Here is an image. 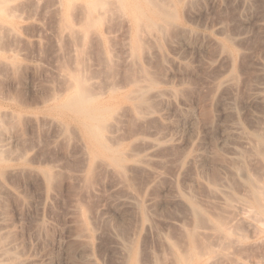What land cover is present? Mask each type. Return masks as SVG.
I'll list each match as a JSON object with an SVG mask.
<instances>
[{
    "label": "rangeland",
    "instance_id": "rangeland-1",
    "mask_svg": "<svg viewBox=\"0 0 264 264\" xmlns=\"http://www.w3.org/2000/svg\"><path fill=\"white\" fill-rule=\"evenodd\" d=\"M55 1L57 2V0H15L13 2L14 4H18L19 2L21 3L18 4L19 6L23 4V9L22 6H18L19 8L16 7L17 9L15 8L19 12L15 10V19L12 20L11 23L9 22L10 28L16 35L14 36L13 31L9 34L11 32L9 30L10 28L8 29L10 32L7 30V32H9L8 36L7 33H5V29V31L3 30L2 32L6 35L0 33V60H2V62L0 61L2 63L0 65V113H3V110H5V112L8 111L7 114H11V116H8L9 119H7L9 121L10 119L12 120L10 121L11 124L17 121L16 125H14L15 123L13 125L10 124L9 127L6 125L8 121L5 119L7 114L4 117V120L7 122L4 121V123L6 122L4 126L6 129L4 136L2 135V143L5 145L6 150H9V153L13 156L10 155L9 164L3 170L2 174L5 176L0 174V183H2L0 184V186L2 185L0 187V192H4L0 193V223H2L1 226L7 224V227L4 226L5 229H9L10 232L13 231V242L20 253L18 264H121L119 261H121L122 258V249L120 251L122 241L126 239L125 237L133 236L136 230L139 231L136 244L138 250H140L139 253L141 252V254H139V257L141 256L139 258L140 264H174L172 261L173 255L163 235H172L174 237H170L172 240H176V243L178 242L179 245L182 243L184 244V239L181 238L183 233L180 226L181 221H184V211L178 209L177 212L176 210L180 206H176V208L170 204L168 208H165L166 210H156L155 212L152 210L150 212L152 216L149 215L151 218L149 219V223L151 221V226L146 224L148 221L145 223L147 225L145 227L142 226L143 223H141V221L139 225L135 208L114 205L116 203L115 201L120 196L124 195V190L122 191V189L115 187L114 184L116 182L114 176L108 172L106 168L101 166L103 164L100 165L99 162L95 164V166L100 165L102 168L100 167V170L99 166H97L96 169H99L98 171L100 172H96L94 167L96 174L92 175V180L94 176L98 178L95 177L93 180L94 183L90 180L89 185L91 188L93 187L92 189L88 187V183L82 179L88 164V158L86 159L83 157L85 156L84 152L86 151L85 153H87V147L79 129L72 125V129L74 127L77 131L76 134H74V129L72 131L69 130L70 132L68 135L70 137L67 135V141L65 138L66 136L63 135L62 129L56 126V117L48 111L49 101H47V99H49V95L61 91L60 89L64 84V78H62L63 76L61 73L63 69L71 70L77 65L76 57L79 52L78 50H80L79 48L82 47V43L80 44L81 41H79V39L76 37L69 38L68 33H66V31L62 32L61 28L58 27L60 24H58V22H61V13L60 11L58 13V9L55 10L57 8V3ZM83 1L84 0H74V4L78 3L76 4L78 6L81 5ZM74 4L72 6L75 9L76 6H74ZM178 7L179 15L176 19L175 26L172 28L176 29L175 27L178 24L179 27L182 26V29L185 28V31L183 29L185 33L187 32V28L189 35L186 33V41L185 39H178L184 34L179 32L181 28L177 29L178 33H176L177 31L174 33L176 36L173 35V29L169 30L172 32L171 35H173V37L171 39L170 34L168 35L167 33V36L165 35L167 37L165 41L167 40V42H164V38H166L164 37L161 43L158 44L154 41V45L151 46L153 44V39L150 40L149 38L152 44L150 45V41L147 42L148 44L146 43L147 47L144 54L151 58L148 57L150 58L148 59L145 55L143 56L144 58H142V63H147L149 65L150 63H154L152 70L155 71V69H157L161 74L160 77L163 75L162 79L165 78V83H163L162 86L167 88H179L182 91L179 98L175 100V105H168L169 107L165 111V120L161 123V126L159 125L160 130L163 131L164 129V131L169 132L167 134L174 140L172 144H175V147L171 146L169 148L171 151H163L167 157L165 159L166 161L163 163L167 165L162 163L159 164L160 167L158 165L156 167L158 170L165 173L163 175L166 176L163 178L165 180L160 183L163 187L159 185V191L156 193L159 194L161 198H164L165 201H169L174 196V189L171 190L173 188L172 186H175L173 184H178L179 187L183 186V188H187V184H193L191 179L193 177L192 175H195V168L193 170L191 166H187V169L186 167L184 168L186 172L182 170L184 171V173H182L176 161L179 156L177 154L183 153V150H187L192 144H194V148L199 151L210 154V160L205 171L206 176L204 175V177L201 178L204 184L212 181L213 170L220 167L217 163H221V165L224 163V165L226 164L230 169L227 168V171L224 169L223 172L227 173L225 175L222 173L221 177L224 176L227 177V179H231L228 180L234 184L233 188L237 194L244 193L243 183L239 182L241 181L238 174L240 173L239 171H241L242 174L240 176L249 172L248 174H251L253 180H258L257 183L260 187L262 186L264 190V159L258 158L259 156H257L256 153L252 154L251 152L253 151L249 150L246 151L249 154L245 153L244 161H235L234 163L230 159L231 156L227 147L232 142H239L237 138H239L240 135L238 136V134H235L234 136V134H230L225 141L222 139L225 138L224 129L227 125L232 122H238V120L239 123L245 127L244 129L247 132L252 133L255 130L264 136V101H250L255 91V85L264 81V76L260 71V65H264V0H182L181 5ZM73 8H70L72 9V14L70 13V16L74 22L79 19L78 22H75V24H77L80 21L81 10L78 12L77 10L80 8L76 7V10ZM26 10L27 12H25ZM17 12L20 18L17 17ZM73 13L75 17H73ZM117 19L118 18H113V20H116L114 25L112 24L113 20H109L108 27L113 25V27H110L113 31L111 33V30H109L110 28H108V32L110 36L112 35L110 43L112 42V50L114 49L113 53L115 52L114 56H117V60L114 56L113 57L116 66L118 65L120 68L119 70L117 67L119 73L117 72L115 79L118 78V81L122 83L124 82L123 80H125L124 78L128 77V73L131 74V71L134 72V69L138 66L134 67L135 64L133 68L129 66L130 63L132 65L133 63L129 61L132 56L128 54L130 55L129 59L126 54L130 53L127 51L128 49L126 47L129 36V32H127L129 31L128 24H125V22L123 23L122 21H125L123 19H121V21L119 18L121 23ZM126 25L128 29L124 27ZM179 27L177 26V28ZM59 31H61V33ZM92 34L94 36V32L90 34L91 39L88 40V45L87 43L85 44L86 49L84 48L85 52H83V55H85L83 56L84 59L82 58L84 64L81 62V67L83 66L84 68H82L84 70L89 69L92 73L94 72L95 74L93 75L89 72V75L94 77L96 73H101V70L104 73V66H102L101 60L102 62L105 60L106 54L101 37L96 33L95 35L97 36L93 37ZM109 34H105V36H107L106 39H108ZM224 35H228L226 37H231L230 39L233 38L232 42L233 44L235 42L236 45L234 44V46H231L236 49L238 48L236 50L235 65L239 72L237 71L238 79L236 78V83L234 82L235 85L217 88L215 83L223 80L227 75L225 71L228 66L226 64L228 60L220 57L218 45L219 42L226 39ZM126 37L127 41L125 40ZM73 38H75V41H73ZM97 38L101 39H99L100 42ZM6 42L8 43L6 44ZM110 43L106 42L105 44L109 46L108 44ZM124 43L126 44L125 47L127 50L124 47ZM149 46L151 47L149 48ZM239 51L241 54L238 53ZM152 52L153 54H151ZM155 55L159 61L156 59ZM3 60L9 65L3 62ZM162 63L164 64L163 66H161ZM18 64L20 66L19 69L17 67ZM7 65L9 67H7ZM86 67L87 69H85ZM86 72H88V70ZM101 74L98 75L99 78ZM118 74L120 78L119 76L116 78ZM156 74L158 75V73ZM233 98L236 102L233 101ZM230 102L236 103L235 105L233 104L234 109H231L232 111L229 109V106H232V104L228 105ZM226 109L227 112H225ZM185 110H191L193 112L195 117L194 126H190L189 124L183 125L184 122L178 120L180 111L182 112ZM228 110L230 111L228 112ZM10 111L11 113L9 114ZM13 118L16 119L13 121ZM130 118L131 117L127 118V121L130 120ZM210 118L211 120L209 121L208 119ZM51 119H54L56 123ZM231 119L235 121H231ZM131 120V122L128 121L129 123L126 121L129 126L126 125V122L124 123L127 127L125 125L123 126H125L124 128L127 130L123 128V133L128 134L130 131L134 132L139 126L141 127L135 120L133 121L132 118ZM168 123H176V127H171ZM133 124L135 127L132 126ZM137 124L139 126H137ZM166 124L168 126H165ZM11 126L14 128L12 129ZM132 127L133 129L137 128L133 130ZM129 128L130 130H128ZM70 133L76 136H72ZM131 133L132 132H130V134ZM77 134H79L78 137H80V139H78ZM4 137H9L10 139ZM64 139L66 141H64ZM7 142L8 144H6ZM82 142L84 145L81 147ZM84 146L85 151L83 150ZM9 148H11V150ZM260 148L261 151H264V146ZM218 151H221L219 154L223 156V160L218 156ZM226 157H228V160ZM240 162L241 165L239 164ZM83 164L86 166L84 167ZM215 164L217 167H215ZM232 164L233 167L231 166ZM48 166L53 169V173H56L54 174L55 176L52 173L54 176H52L54 179L52 180L53 185H51V182L48 185L41 174V171L44 169L52 170ZM163 168L165 170H163ZM25 169L27 172L24 171ZM5 170H7L6 172L8 174L6 172V174L4 173ZM8 170L11 172H8ZM19 171H21V173ZM165 171L168 172L166 173ZM101 172L105 178H103V175L101 176ZM18 173H20V175ZM145 173L146 172L142 173V171L137 172V174L135 173V175L138 176L135 177L136 181H134V185H138V189L150 178L149 174ZM167 176H169V178ZM259 181L262 184H260ZM92 183L94 186H92ZM167 184L171 186L168 187ZM204 184L198 185L194 183L193 186L199 197L205 195L203 198H206L208 194ZM86 188L90 189V191ZM167 188H170V191H167ZM6 192L7 194H5ZM212 199L216 201L214 197H211V200ZM80 207L81 209H86L92 222L96 223H92L93 227H96V230L91 240L79 237L80 215L78 214H80ZM182 209L185 210L183 207ZM170 210H173L171 211L172 213ZM220 210H222V214L224 211L225 214L223 215H225V217L229 216V219L234 217L233 220L236 218L235 222L232 221V219L230 220L231 223L233 222L232 228L239 234L241 241L235 243L227 252L214 254L213 257L210 258L211 264H264V222L261 217L259 218V216H257L256 218L257 214L255 212L250 213V211L254 210L253 208L252 210L250 208L247 209L250 210L248 211V215L247 210L238 212V214L228 209H219V211ZM184 219L186 221V218ZM146 227L152 228H149V230ZM145 228L147 230H145ZM169 231H172L171 235L168 234L170 233ZM176 236L181 240L175 239ZM89 244H92L91 247Z\"/></svg>",
    "mask_w": 264,
    "mask_h": 264
},
{
    "label": "bare ground",
    "instance_id": "bare-ground-1",
    "mask_svg": "<svg viewBox=\"0 0 264 264\" xmlns=\"http://www.w3.org/2000/svg\"><path fill=\"white\" fill-rule=\"evenodd\" d=\"M14 1L15 0H0V33L4 34V35H6L5 33H7V36L9 34H11L13 31L10 28L9 22L11 23V21L15 19L14 18L15 14H16L15 10L23 5L22 4L19 6L18 4H21L20 2L18 4H14L13 3ZM56 3H57V8L55 7L56 8L55 10L58 9V13H59V11L61 13V15H60L61 20L59 19L61 22H58V24L60 23L58 25V27L61 28L62 32L66 31V33H68L69 38L70 37H76L77 39H79V41H81L80 44L82 43V45H81L82 47L79 48L80 50H78L79 51L78 54L76 53L77 54V57H76L77 58V61H76L77 65L75 67L72 66L73 68L71 70H69V69L65 70L62 68L63 72L61 71L62 72L61 75L63 76L62 78H64V84H63V87L60 89L61 91L55 92V93H52L51 95H49L50 97H49V99H47V101H49L48 111L50 112V114H52L53 116L56 117L57 123L53 119L54 123H56V126H59L62 129V131L64 133L63 135L66 136V137L65 136L64 137L67 139V141H68V137H70L68 135L69 132L72 131L75 126L79 129V131H80V133L84 139V142L86 144V147H87V153H85L86 151L84 150L85 146L83 147V150L85 151L84 152L85 156H83V157H85L86 159L88 158V162H87L88 164H87L86 172H85V175L83 174L82 179H84L86 181V183H88L87 184L88 187H90V185H89L90 180L93 182L95 177H97V176H94V178L92 180V175L96 174V172L99 169L101 170V168H102L101 166L106 168V170L114 176L116 183L114 182L115 184L114 183L113 184L115 185V187L122 189V191L124 190L123 191L124 195L120 196L118 199L116 198L117 200L115 201L116 203L114 202L115 203L114 205H116V206H128V207H131L133 209L135 208L137 211L135 213L137 214V217L139 220L137 222H139V225H140V221H141V223H143V225H142L143 227H145L147 225L151 226L150 225L151 221L149 223V219H151L149 217V215L151 214L150 212L152 210L154 212L156 210H162V209H165L166 207L168 208L170 204L175 206V207L180 206L181 208L176 207L177 208L176 210H177V212H178V209H181L182 211H184V213H183L184 215L182 213L181 214L183 215L184 218H186V221L183 218L184 221H181V225H180L182 228L181 231L183 233V235H181V238L184 239L183 240L184 244L182 243L183 246H182V244L179 245L178 242L176 243V240H172V238H174L171 235L172 231L171 232L169 231L170 233H168L171 236L163 235V238L165 239V242H166L169 250L171 251V253L173 255L172 261L174 262V264H211L210 258H212L214 254H216V253L219 254L221 252H227V250H229L235 243L241 241L239 234L236 231H234V228H232L233 222L231 223V220H230V219H232V221L235 222L236 218L233 220L234 217H232L231 215L230 216L232 218H230V219H229V216L225 217V215H223V214H225L224 211L222 214L221 213L222 210L219 211V209H224V210L228 209L230 211L237 212V214H238V212H244L248 208H250L252 210V208H253L254 210H252V211L247 210V215H248V211H250V213L255 212L257 214V215L255 214L256 218H257V216H259V218L261 217L262 221L264 222V190H263V187L261 186L262 187L261 188L259 186V184L257 183L258 180H256V179H255L256 181L253 180V178L251 177V174L250 175L248 174L249 172H247L246 174H243V176H240L242 174H241V171H239L240 173H238V174H239V177L241 180L239 182L243 183L244 193L243 194H240V193L237 194L233 188L234 184H232L230 182L231 179L228 178V179H230V180H228L227 177H224V176L221 177L222 173L224 175L227 173V172L226 173L223 172V170L226 169V171H227L228 170L227 168H229L226 164L224 165V163L222 165H221V163L220 164L217 163V165L218 166L220 165V167H217V165L215 164V167H217V168H215L213 170L212 181L210 178L211 182H207L206 184H204L202 182L201 178H203L204 175L206 174L205 171H206V167L208 165V162L210 160V156H209L210 154H205L204 152L199 151L198 149L194 148V144H192L190 148H188L187 150H183L184 151L183 153L177 154L179 156H178V159L176 161H177L179 170L182 173H184V171L187 169V166H191L193 168V170L195 168V170H194L195 173L193 172L195 175H192L193 176L192 179L191 178H189V179L192 180L193 184L194 183L198 184V185L204 184L206 186L205 190H207L208 196L206 195L207 196L206 198H203L205 195L199 197L197 195L196 190L194 189L193 184L188 185L186 182L185 183L187 184V188H183V186H181L182 187L181 188V187H179L178 184H173L175 186H172L173 188L171 190H173V189L175 190V191L173 190L174 196L169 201H165L164 198H161L159 196V194L156 193L157 191H159L158 186L159 185L162 186L160 183L165 180V179H163L165 176L163 174H165V173L161 172V170H158V168H156V167H157V165L159 166V164H162L163 162L166 161L165 159L167 157L163 153V151H166V150H167L166 152H168V150L171 151V149H169V148L171 146L173 147L175 145V144L174 145L172 144L173 143L172 141H174V140H172L170 138L169 134H167L169 132L164 131V129H163V131L160 130L159 125L161 126V123L164 122V120H165V111L169 107L168 105H170V104L175 105L174 102H175V100H177V98H179V95L182 91L179 88H174V87H169V86H168L169 88H167V87L162 86V84L165 83L164 82L165 78L162 79L163 75L160 77L161 74H160V72L157 71V69H155V71L152 70V66L154 63L153 64L150 63L151 66L147 63H142V60H143L142 58H144L143 57L144 55L147 56L146 54H144L146 51V47H147L146 43L148 41H150L151 39H153V44H152V41L149 42L150 45L152 44L151 46L154 45V41L159 44V43H161L162 38L167 36V33H168V35L170 34L171 39H172L173 35L176 36L174 33L176 31H177L176 33H178L177 29H180V28H181V30L179 32L181 34L182 33H184V34H182L181 36L179 35L180 36V38H178L179 40L185 39L187 37V36H185L186 33H187V35H189L188 34L189 31L187 30V28H186L187 32L185 33L184 32L185 28H183L184 29V31H183L182 26L179 27L178 24H177V26L179 28H177V26L175 27L176 29L172 28L176 24V19L179 15L178 14V12H179L178 6L181 5L182 0H84L83 3L82 4L79 3L81 5H78V6L76 5L78 3L74 4V0H57ZM73 4H74V6L80 8L79 10H77L78 12L81 10L80 11L81 14L78 13V14H80V21L77 24H75V22H78L79 19L77 21L75 20V22H74V20H72L71 19L72 17L70 16V13L72 10L70 8H73V6H72ZM76 7H75V9L74 8L73 9L76 10ZM22 9H23V6H22ZM16 11H18V10H16ZM18 12H17L18 16L16 15L17 17H19ZM25 12H27V10ZM72 12H74V11H72ZM73 15H74V13H73ZM73 17H75V15ZM113 18H118L117 20H119V18H120V20L123 19L125 21H122V20L121 21L123 23L125 22V24L126 23L128 24L129 31H127V32H129V36H128V39H127V37L125 38V40L126 39L128 40V44L126 45L124 43V47L126 45L128 50L126 49V47H125V49L128 52H130V53H126L127 58L129 57V59H130V55L132 56L131 60H129V61H131L133 63V65L130 62H128V63H130L129 66H131V68H133L134 64H135L134 67L138 66V67H136V69H134L135 70L134 72L131 71V74L133 73L132 75L128 73L127 78L122 77L125 79V80H123L124 82H122V83H120L118 81L117 77L119 76V74L116 76L117 79H115V75L117 74V72L119 73L120 68L118 67V65L116 66V62L114 60V57H115L114 53L115 52L113 53L114 49L112 50V47H113L111 45L112 42L110 43L112 35L110 36V34L108 32L109 30H111L110 27H113L114 22H116V20H113ZM110 19L113 20L112 21L113 25L108 27L109 26L108 22ZM121 21H120V23H121ZM116 26H118V25H116ZM124 27L127 28V25ZM108 28H110V29L108 30ZM119 28H121V27H119ZM172 29L174 30L173 35H171L172 32L169 31ZM3 30L5 31V33L2 32ZM7 30L10 33L7 32ZM112 31H113V29L110 32L112 33ZM59 32L61 33V31H59ZM92 32H94V36H97V35H95V33H96L101 37L103 44H104V49H105L104 51L106 54L105 55L101 51L106 56L105 60L103 57L104 65H103V62L101 60V64H102V66H104V69H103L104 73L101 70L100 72L103 74H101V73L97 74L96 73V76H94V77L92 76L93 74H95L94 72L92 73V71H89V69H87V67L85 69H87L88 72H86L87 70H84L83 66H82L83 68L81 67V65L84 64L83 63L84 61L82 62V58L85 55V54L83 55V52H85L84 48L86 47L85 44L88 42L89 39H91L90 34ZM125 32H126V30H125ZM107 33L109 34L108 39H110V40L106 39L107 36H105V34H107ZM15 35H16V33L14 32V36ZM92 36H93V34H92ZM224 36L226 37L228 35H224ZM147 38H148V40H147ZM149 38H150V40H149ZM230 38L231 37H226L225 40H223L222 42H219V44H218L219 45V51H220V57H223V58H225V60H228L229 64L226 62V64L228 65L227 69L225 71L227 73L226 77L223 80L215 83V86H217V88L235 85V83H236L235 81L238 79L237 78V71L238 70H237L236 65H235V58L237 55L236 50L238 48L236 49L235 47H233L235 42L233 44V42H232L233 38L232 39H230ZM73 39H74L73 41H75V38H73ZM99 39L97 38V40H99ZM165 39H167V37L164 38V42H167V40L165 41ZM67 40H69V39H67ZM100 40H99V42H100ZM185 41H186V39H185ZM106 42L110 43V44H108L109 46H107L105 44ZM7 43L8 42H6V44ZM179 43H180V41H179ZM186 44H187V42H186ZM87 45H88V43H87ZM101 45H102V43H101ZM110 45H111V47H110ZM231 45H233V46H231ZM151 46H149V48ZM160 46H161V44H160ZM156 50H157V48H156ZM162 51H164V50H162ZM238 53L241 54L240 51ZM128 54H130V55H128ZM151 54H153V52ZM156 55H155V57H156ZM122 56H123V54H122ZM116 57H115V59L117 60ZM148 57H150V56H147V58ZM164 57H166V56H164ZM150 58H148V59H150ZM156 59H157V57H156ZM146 60H145V62H146ZM0 61L2 62V60H0ZM151 61H152V59H151ZM1 62H0V65L2 64ZM3 62H5V61L3 60ZM81 62H82V64H81ZM13 63H16V62H13ZM17 63H19V62H17ZM159 63H161V62H159ZM6 64H8V63H6ZM6 64H5V66H6ZM88 64H89V62H88ZM8 65H7V67H9ZM15 65H17V64H15ZM74 65H75V63H74ZM163 65L164 64L162 63L161 66H163ZM258 65H259V62H258ZM84 66H86V65H84ZM98 66H100V65H98ZM17 67L19 69V67H20L19 64ZM117 67L119 68V70L117 69ZM131 68H129V69H131ZM260 68H261V70H260L261 74L264 76V65L263 66L260 65ZM115 70H116V73H115ZM159 71H161V70H159ZM89 72L92 73L91 76L89 75ZM156 73H158V75ZM99 74H101L100 78L98 76ZM129 75H131V76H129ZM257 75H258V73H257ZM171 76H173V75H171ZM119 78H120V76H119ZM62 82H63V80H62ZM169 84H170V82H169ZM255 86H256L255 91L253 94L251 93L252 96L250 98V101L252 100L254 102L255 101L263 102L264 101V81L257 83V85H255ZM184 90H186V89H184ZM187 95H188V93H187ZM215 100H216V98H215ZM233 101H235V99ZM230 104H232V106H229V109L230 110L234 109L233 104L235 105L236 103H234V102L228 103V105H230ZM174 110H175V108H174ZM230 110H228V112ZM4 112H5V110H3V113H0V174L3 176H5L4 174H2L3 170L9 164L11 154L9 153L10 152L9 150H6L5 145L2 143L3 142L2 135L4 136V134H5V129H6L4 127L5 123L7 121L8 122L12 121L11 119H10V121L8 120L9 119L8 116L9 117L11 116V114H10L11 111L9 112L10 115L7 114L8 111H6L5 113ZM225 112H227V109ZM231 113H229V114H231ZM5 115H6V117H5ZM231 115H233V114H231ZM4 117L7 121L4 120ZM129 117H131L133 119V121L135 120L137 123H139V125H141V127L137 124V126H139V128L137 130H135L137 127L133 129V127H135L134 124H136V123H134L132 125L133 126L132 129L135 131L134 132L130 131L132 133L130 134V132H129L128 133L129 135H128L127 133H123L124 131L122 132V130L126 125H128V123H129L128 121H130V122L132 121L131 118H130V120L127 121V118H129ZM229 118H231V117H229ZM15 119L13 118V121ZM235 119H236V117H235ZM178 120L184 122L183 125L189 124L190 126H194V123H195V121H194L195 117H194V114L191 110H185L182 112L180 111ZM208 120L210 121L211 118ZM208 120H207V122H208ZM4 121H6V122L4 123ZM221 121H222V118H221ZM231 121H235V120L231 119ZM8 122L6 123V125H8L10 127L11 122L10 123H8ZM125 122H126V125L124 124ZM12 123L14 124L15 121ZM13 124H11V125H13ZM16 124H17V121L14 125H16ZM169 124L171 127H173V126H175L176 123H174V124L168 123V125ZM72 125H74L73 129H72ZM123 125H125V126H123ZM168 125L166 124L165 126H168ZM11 128L13 129L14 127L11 126ZM60 128H59V130H60ZM168 128H170V127H168ZM199 128H200V126H199ZM212 128H214V127H212ZM244 128L245 127H243L242 124H240L239 120H238V122H232L231 124L227 125V127L224 129V132H225L224 137L225 138H222V139H224V141L226 139H228L230 134H234V136H235V134H238V136L240 135V137L237 138V139H239V142H237V143L232 142L233 144L230 142L231 144H229L227 147V150L229 149V152H230V156H231L230 159L234 163H235V161H237V162L238 161H244L245 153H247L246 151H249V150L253 151V152H251L252 154L256 153V155L259 156L258 158L264 159V153H263L264 151L262 150L263 151L262 152L260 150L261 149L260 147L264 146L263 134H261L258 131L256 132L255 130L252 133L247 132ZM74 130H75L74 134H76L77 130L76 129H74ZM124 130H127V129L124 128ZM128 130H130V128ZM251 130H253V129H251ZM125 132H127V131H125ZM71 133H70V135H72ZM125 134H127V135H125ZM67 135H68V137H67ZM78 135L79 134H77V137H78ZM74 136H76V135H74ZM4 138L8 139L9 137L8 138L4 137ZM78 139H80V137H78ZM229 140H231V139H229ZM64 141H66V140L64 139ZM6 144H8V142ZM82 145H84L83 142L81 144V147H82ZM185 145H186V143H185ZM181 147H183V146H181ZM9 149L11 150V148H9ZM81 150H82V148H81ZM219 152L221 153V151L217 152L218 156L221 158V160H223V156L220 155ZM16 154H18V153H16ZM247 154H249V153H247ZM11 156H13V155H11ZM21 157H23V156H21ZM226 159L228 160V157H226ZM15 160H17V159H15ZM98 162L100 165L101 164H103V165H101V166L96 165L95 166V164H97ZM163 164L167 165L166 163H163ZM239 164L241 165V162ZM85 166L86 165H84V167ZM97 166H99V169H96ZM231 166L233 167V164ZM94 167H95L96 172L94 171ZM185 167H186V169H184ZM49 168H51V167H49ZM221 168H223V169H221ZM236 169H239V168H236ZM163 170H165V169L163 168ZM182 170H184V171H182ZM240 170H241V168H240ZM6 171L7 170H5L4 173ZM24 171H26V169ZM141 171H142V173H144V172L148 173L150 178L143 184V186L140 185L142 188L139 187V189H138L137 188L138 185L137 186L134 185V181H136L135 177L138 176V175H135V173L137 174V172H141ZM8 172H11V171L8 170ZM19 172L21 173V171H19ZM53 172H54L53 169L52 170L44 169L43 171H41V174H42L43 178L45 179V181L48 183V185L50 182H51V185H53L52 180H54L53 177L55 176L54 174H56ZM93 172H95V173H93ZM98 172H100V171H98ZM237 172H238V170H237ZM20 173H18V174L20 175ZM52 173L54 176L52 175ZM102 175H103V173L101 172V176ZM232 175H234V174H232ZM6 177H7V175H6ZM145 177H146V175H145ZM167 177L169 178V176H167ZM103 178H105L104 175H103ZM173 178H174V176H173ZM234 178H235V176H234ZM233 180H235V179H233ZM237 180H238V178H237ZM113 181H111V182H113ZM188 181H190V180H188ZM93 183H92V186H94ZM259 183H260V181H259ZM0 184H2V183H0ZM260 184H262V183H260ZM180 185H181V183H180ZM182 185H184V184H182ZM169 186H171V185H168V187ZM5 188L8 190V188L6 186H5ZM92 188L90 187V189H92ZM201 188H203V187H201ZM90 189H87V190L90 191ZM169 189L170 188H167V191ZM2 193H4V192H2ZM5 194H7V192ZM92 194H95V193H92ZM211 197H214V199L216 201H213V199L211 200ZM182 207L185 210H183ZM3 209H5V208H3ZM80 209H81V207L79 208V210ZM172 209H174V208H172ZM171 211H173V210H170V212ZM185 211H186V214H185ZM5 213H6V211H5ZM79 213H80V214H78V215H80V217H79V219H80L79 237H83L87 240H91L94 237V231L96 230V227H93V225H92V223H95V222H92V220H91L90 216L88 215L86 209L85 210L81 209L79 211ZM166 213H168V212H166ZM250 213H249V215H250ZM162 214H164V213H162ZM128 216H129V214H128ZM150 216H152V215H150ZM1 225H2V223H0V264H18L19 259H20V253L16 249V246L14 245V242H13V240H14V238H12L14 236V234H12L13 231L10 232L9 229H8L9 231L5 229L4 226H6L7 224L6 225L3 224V226H1ZM97 225H94V226H97ZM146 228L151 229L152 227H149V228L146 227ZM146 228H145V230H147ZM235 229H236V227H235ZM138 232L139 231L136 230L133 233V236H130V237L128 236L129 238L125 237L126 239H124V237H123L124 241H122V244L120 243L121 244L120 251L122 249V255L121 254L120 255L122 258L120 257L121 261H119V262L121 264H140L139 258L141 256L139 257V254H141V252L139 253L140 250H138L137 244H136ZM168 237L169 238L172 237V238L169 239ZM175 239H180V238H178L176 236ZM86 243H87V241H86ZM176 244H178L179 246ZM87 245H88V243H87ZM91 245L89 244L90 247H91ZM21 251H22V249H21ZM21 259H22V257H21ZM22 261H23V259H22Z\"/></svg>",
    "mask_w": 264,
    "mask_h": 264
}]
</instances>
